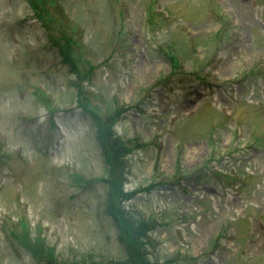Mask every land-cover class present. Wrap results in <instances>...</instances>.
Returning <instances> with one entry per match:
<instances>
[{
    "label": "rangeland",
    "instance_id": "374dc122",
    "mask_svg": "<svg viewBox=\"0 0 264 264\" xmlns=\"http://www.w3.org/2000/svg\"><path fill=\"white\" fill-rule=\"evenodd\" d=\"M0 264H264V0H0Z\"/></svg>",
    "mask_w": 264,
    "mask_h": 264
},
{
    "label": "trees",
    "instance_id": "16d2710c",
    "mask_svg": "<svg viewBox=\"0 0 264 264\" xmlns=\"http://www.w3.org/2000/svg\"><path fill=\"white\" fill-rule=\"evenodd\" d=\"M105 140H107V139H105ZM105 140L99 139V145L101 147V150L104 152V156L106 157L107 162L110 163V164L111 163L115 164L116 166H119L120 164L123 165L122 162H124L126 160L127 152H128V150H130V148L125 143H123V148H122L121 139L117 138L116 136H114L113 133L111 134V138L109 137L108 141L105 142ZM114 147L118 148L117 154H115V155H113L110 152L112 150V148H114ZM132 212L135 215L133 217H131V219L134 220V218H135V221L138 224H141V222H142L141 218L136 214L135 211L132 210ZM143 224L146 227V230L143 231V235H144V233H146L149 230L148 227H150V225H149V221L148 220L146 222H144ZM142 238L144 239V236H142ZM146 244H148V242H146Z\"/></svg>",
    "mask_w": 264,
    "mask_h": 264
}]
</instances>
